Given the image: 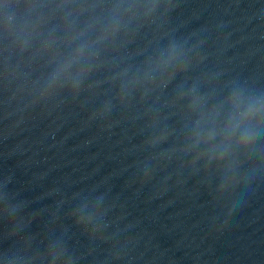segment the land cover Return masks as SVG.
I'll return each mask as SVG.
<instances>
[{"label":"water","instance_id":"water-1","mask_svg":"<svg viewBox=\"0 0 264 264\" xmlns=\"http://www.w3.org/2000/svg\"><path fill=\"white\" fill-rule=\"evenodd\" d=\"M0 264H264V0H0Z\"/></svg>","mask_w":264,"mask_h":264},{"label":"clouds","instance_id":"clouds-1","mask_svg":"<svg viewBox=\"0 0 264 264\" xmlns=\"http://www.w3.org/2000/svg\"><path fill=\"white\" fill-rule=\"evenodd\" d=\"M251 111V109H249V112ZM245 115H247V113L245 114Z\"/></svg>","mask_w":264,"mask_h":264}]
</instances>
